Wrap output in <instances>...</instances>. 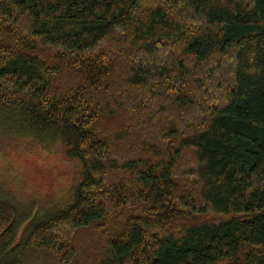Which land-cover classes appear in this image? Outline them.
<instances>
[{
    "label": "trees",
    "instance_id": "obj_1",
    "mask_svg": "<svg viewBox=\"0 0 264 264\" xmlns=\"http://www.w3.org/2000/svg\"><path fill=\"white\" fill-rule=\"evenodd\" d=\"M0 136L80 166L41 209L0 178V264L119 215L86 264H264V0H0Z\"/></svg>",
    "mask_w": 264,
    "mask_h": 264
},
{
    "label": "rangeland",
    "instance_id": "obj_2",
    "mask_svg": "<svg viewBox=\"0 0 264 264\" xmlns=\"http://www.w3.org/2000/svg\"><path fill=\"white\" fill-rule=\"evenodd\" d=\"M197 109H193L189 115V118L194 119L195 122H198L197 118H199L195 115ZM169 114L177 117L174 107L169 109ZM8 142L6 139H0V178L17 192L16 199L23 205L36 204L38 209L63 202L69 188L78 179L80 171L78 162L67 158L66 151L61 146H56L55 149H50L51 151L38 147L28 148L25 145L9 149ZM122 221L123 215H119L108 224L110 230L107 226L105 231L92 229L75 235L74 246L83 255L76 258L73 264H86L85 261L89 256L94 255L95 246H98L97 240L99 242L102 238H109V232L119 227ZM24 264H53V262L49 257L35 256L32 252L25 257Z\"/></svg>",
    "mask_w": 264,
    "mask_h": 264
}]
</instances>
